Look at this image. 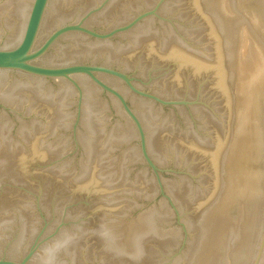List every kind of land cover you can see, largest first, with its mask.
<instances>
[{
	"label": "water",
	"instance_id": "obj_1",
	"mask_svg": "<svg viewBox=\"0 0 264 264\" xmlns=\"http://www.w3.org/2000/svg\"><path fill=\"white\" fill-rule=\"evenodd\" d=\"M228 2L0 0V264H264V82L232 91L241 26L264 45Z\"/></svg>",
	"mask_w": 264,
	"mask_h": 264
},
{
	"label": "rangeland",
	"instance_id": "obj_2",
	"mask_svg": "<svg viewBox=\"0 0 264 264\" xmlns=\"http://www.w3.org/2000/svg\"><path fill=\"white\" fill-rule=\"evenodd\" d=\"M234 9L246 19L264 45V24L252 8L250 0H234ZM221 11L228 16H233L228 0H221ZM254 78H258L264 82V64L259 57L246 27L241 26L238 51V75L236 76L237 82L234 83L232 89L233 95L237 97V102L241 101L243 86Z\"/></svg>",
	"mask_w": 264,
	"mask_h": 264
},
{
	"label": "bare ground",
	"instance_id": "obj_3",
	"mask_svg": "<svg viewBox=\"0 0 264 264\" xmlns=\"http://www.w3.org/2000/svg\"><path fill=\"white\" fill-rule=\"evenodd\" d=\"M248 49V48H247ZM246 52V51H245ZM250 52H251V50H250ZM252 54V53H251ZM254 57V56H253ZM244 60V59H243ZM255 61V60H254ZM245 64V63H244ZM255 64V63H254Z\"/></svg>",
	"mask_w": 264,
	"mask_h": 264
}]
</instances>
